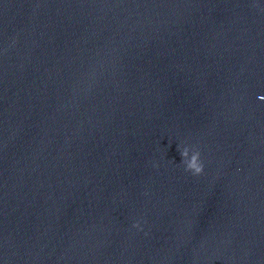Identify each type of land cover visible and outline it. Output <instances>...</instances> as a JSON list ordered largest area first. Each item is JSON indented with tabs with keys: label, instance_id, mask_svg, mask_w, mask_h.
<instances>
[{
	"label": "clouds",
	"instance_id": "9594fccd",
	"mask_svg": "<svg viewBox=\"0 0 264 264\" xmlns=\"http://www.w3.org/2000/svg\"><path fill=\"white\" fill-rule=\"evenodd\" d=\"M264 99V97H260ZM177 150L181 156V162L185 166V171L191 172L193 175H200L204 171L203 162L200 159V152L195 149H190L188 146L180 147L177 145ZM139 228V224L133 225Z\"/></svg>",
	"mask_w": 264,
	"mask_h": 264
}]
</instances>
